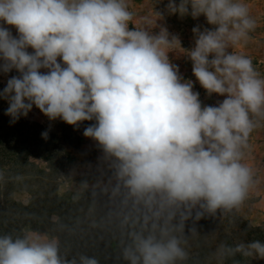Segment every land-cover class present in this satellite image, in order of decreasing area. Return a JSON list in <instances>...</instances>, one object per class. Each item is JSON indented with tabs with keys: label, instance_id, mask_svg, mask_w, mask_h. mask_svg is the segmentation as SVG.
<instances>
[{
	"label": "clouds",
	"instance_id": "clouds-1",
	"mask_svg": "<svg viewBox=\"0 0 264 264\" xmlns=\"http://www.w3.org/2000/svg\"><path fill=\"white\" fill-rule=\"evenodd\" d=\"M167 9L214 26L192 29L188 58L206 94L225 97L215 106H202L169 61L178 39L165 28L151 34L157 19L129 29L127 0H0V22L17 31L0 26V72L19 74L0 91L5 114L15 123L35 106L50 121H95L83 135L102 152L100 178L90 185L62 176L75 189L72 200L85 198L97 216L91 226L116 239L117 264H186L199 235L188 222L238 210L255 182L243 160L264 120V77L232 50L247 43L255 20L240 0H169ZM52 220L56 231L66 229ZM237 254L264 259V243L222 245L216 256ZM0 264H100V257L26 229L0 235Z\"/></svg>",
	"mask_w": 264,
	"mask_h": 264
},
{
	"label": "rangeland",
	"instance_id": "rangeland-1",
	"mask_svg": "<svg viewBox=\"0 0 264 264\" xmlns=\"http://www.w3.org/2000/svg\"><path fill=\"white\" fill-rule=\"evenodd\" d=\"M179 2L180 0H174L177 5ZM240 2L248 7L256 27L250 32L246 44L232 50L249 57L257 72L264 77V0H240ZM127 3L129 11L133 14V20L128 25L130 30L134 26L143 25L144 18L147 17L152 21L157 19L155 26L150 29L151 34L156 35L161 28H165L169 38L178 39L179 43L174 41L170 49L172 51L168 52L169 61L178 66L183 81L193 82V91L199 93L202 106H215L218 102H222L224 96L206 94L196 81L192 73V62L188 58V51L195 46L196 37L192 29L194 27H199L200 30L211 29L214 26L208 25L203 15L193 19L191 15L180 16L178 13H169L167 9L169 0H127ZM154 12L161 13V18H158ZM0 26L9 28L13 36L17 35L15 27L5 25L3 22H0ZM28 51L33 50L29 48ZM17 75L19 74L15 70L7 74L0 72V91L6 86L8 79ZM7 107V101L0 99V134L6 133L5 136H12L8 141L9 147L5 146L3 149L14 150L24 138H28L29 145H32L27 151L24 143L22 150L17 152L19 155H27L23 160L8 162L9 156H4L5 159L0 160V173L4 178L13 177L0 181V207L7 211V208L30 206L38 194L42 195L41 199H50L52 202H76L72 200L75 189L70 187V181L62 175L71 176L75 184L87 180L91 185L100 178L98 168L102 152L95 141L83 135L84 129L95 121H83L79 127L68 125L59 118L50 121L33 106L26 117L11 123L10 117L5 114ZM43 132L48 133L47 138L42 137ZM243 162L254 173L255 182L248 197L238 210L229 214L220 215L218 212L215 217L207 216L194 225L191 221L188 222V226H194L199 235L193 236L189 241L190 257L186 264H264V259L244 257L240 254L223 261H219L216 256L217 250L222 245L235 246L253 240L264 243V120L259 121L258 126L250 134L247 147L244 149ZM17 174L23 179L15 180ZM79 201L83 203L80 206L81 210L79 209L81 219H89L92 227L90 219L91 216L96 215L89 213L85 198ZM106 232L108 237L104 238L100 235L99 241L106 240L108 244L112 240V233L108 230ZM115 245L114 243L111 245L114 253L117 251Z\"/></svg>",
	"mask_w": 264,
	"mask_h": 264
},
{
	"label": "trees",
	"instance_id": "trees-1",
	"mask_svg": "<svg viewBox=\"0 0 264 264\" xmlns=\"http://www.w3.org/2000/svg\"><path fill=\"white\" fill-rule=\"evenodd\" d=\"M5 134H0V160H4V156H9V159H7L8 162L23 160L27 157V155H19L17 152L22 150L21 147L24 143H26L27 151H29L30 145L32 144L29 145L28 138L22 139V142H19L14 150L9 151L8 149L3 148L5 146L9 147L7 146L9 143L8 141L12 136H5ZM38 141L39 140H37V142ZM19 175L20 174H17L16 176ZM12 178V176H7L4 180ZM35 197L38 199L35 198L30 206H23L21 208L12 207L11 209L7 208V211L0 207V235H18L21 234L24 229L50 231L53 234L60 236L61 242L65 247L84 251L89 255H100V258H102L100 264H117L114 260L116 253L111 249L113 243L116 244L115 248H117L116 239L111 235L112 240L108 244L106 243V240L99 241L101 239L100 235L104 238L108 237V232L101 227H90L89 219H81L79 209L81 210L80 206H82L83 203L81 204L80 201L72 203L63 201L52 202L50 199H41V194H38ZM53 217H59V222L66 226L64 231H56L57 226L53 223ZM92 218L97 219V216H91V223Z\"/></svg>",
	"mask_w": 264,
	"mask_h": 264
}]
</instances>
